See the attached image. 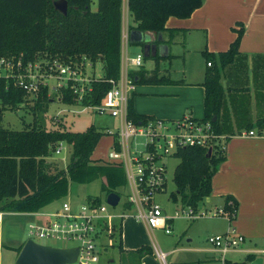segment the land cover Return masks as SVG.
Listing matches in <instances>:
<instances>
[{"label": "trees", "instance_id": "16d2710c", "mask_svg": "<svg viewBox=\"0 0 264 264\" xmlns=\"http://www.w3.org/2000/svg\"><path fill=\"white\" fill-rule=\"evenodd\" d=\"M122 2L123 0H98L97 9H92V0H68V12L55 5V0H0V58L21 61L22 67L37 57L58 59L65 62L90 60L95 64L103 60L104 72L92 77L91 90L79 102L84 105L99 104L112 86L111 78H119L122 51ZM204 0H129V9L135 24L131 28L161 32L165 30L169 16L188 17L203 4ZM237 37L225 51L204 50L207 61L204 85L206 88L205 115L201 119L211 120L215 130L224 100L221 69L234 61L244 34V27L237 29ZM157 66L152 73L144 69L132 70L130 75L137 82H162L171 79L159 73ZM211 62V64H208ZM18 67V66H17ZM61 101L76 103L77 92L71 86L58 90ZM29 91L21 86L17 77L0 74V121L4 110L16 108L28 100ZM35 111L47 112L52 100L49 86L42 85L34 96ZM217 116V118H214ZM128 117L136 123L157 118L139 113L129 99ZM107 132L94 123L84 130H71L64 125L47 128L43 119L36 116L32 124L21 129L0 125V211H35L55 197L68 192L73 180H89L97 175L106 177L107 192L116 189L121 181H127L122 163L107 158H93V152L101 137ZM117 144V134H113ZM66 142L72 145L71 159L60 164L51 155ZM208 147L188 145L181 147L175 155L180 157L174 172L176 190L171 194L183 205L198 207L201 200L212 192V178L224 160L226 148L213 147L210 156ZM106 160V161H105ZM104 161V163H99ZM117 164V165H116ZM88 200L101 203L98 195ZM225 208L234 212L238 202L233 195L225 198ZM128 203V207H131ZM121 235V228H120ZM122 246V242L119 243ZM22 245L20 246V248ZM123 247V246H122ZM19 248V250H20ZM149 245L140 248L141 252ZM254 253L248 254L254 258Z\"/></svg>", "mask_w": 264, "mask_h": 264}, {"label": "crops", "instance_id": "0c3cea01", "mask_svg": "<svg viewBox=\"0 0 264 264\" xmlns=\"http://www.w3.org/2000/svg\"><path fill=\"white\" fill-rule=\"evenodd\" d=\"M134 24L129 0H123L122 51L126 50L130 56L143 52L142 43L129 39ZM241 26L244 34L239 53L221 69L225 92L217 127L226 135V156L213 175L212 192L198 205L200 210H214L225 206L227 195H233L238 209L233 220L221 215L224 222L203 230L207 246L198 248L201 254L193 264H250L253 258L248 259L249 253H254V258L264 256V0H204L188 17L171 15L166 21L167 28L161 31L162 41L156 39L158 32L150 31L153 42L164 43L162 54L157 51L149 56L151 66L148 68L146 61L140 67L130 65V70L144 69L152 73L158 64L156 56H159L160 75L171 79L140 86L136 83L133 104L137 112L166 120L186 114L202 118L207 68L203 51L227 50ZM251 130L255 133L251 134ZM103 141L108 149L114 142L113 134L101 137L93 158L107 157L109 149L101 151ZM130 205L127 208L132 211L134 206ZM128 217L131 219L126 236H123L124 219L120 235L127 253L126 264H167L157 254L156 249L161 247L148 237L147 231L155 228L134 216ZM199 218H190V227L196 229L200 225ZM231 227L245 236L237 247L223 252L208 241V233L225 232ZM144 245H149L150 249L141 252ZM175 249L167 251L168 255Z\"/></svg>", "mask_w": 264, "mask_h": 264}, {"label": "built area", "instance_id": "2783aa9c", "mask_svg": "<svg viewBox=\"0 0 264 264\" xmlns=\"http://www.w3.org/2000/svg\"><path fill=\"white\" fill-rule=\"evenodd\" d=\"M8 59V58H7ZM88 60V59H87ZM87 60L65 62L58 59L47 61L41 59L36 63L29 61L21 71L22 63L17 64L12 59L13 66L18 70L17 81L29 92H37L42 85L49 86V79L42 78L46 72L56 74L58 78L54 89L59 90L62 86H71L77 92L78 98L83 99L85 94L91 90V80L81 79L80 66L86 65ZM6 62L5 57L0 58V65ZM90 64L91 61L89 60ZM144 62V53L139 52L130 56L126 50L122 51L121 70L119 78H111L112 86L106 91L101 102L93 106L101 112L108 111L111 115L120 118V129L109 133L117 134L115 141L107 153L109 161H118L123 164L126 172L127 183L130 188L129 202L134 206L131 213L116 212L108 210V203H94L87 199V202L80 208L75 209L70 201H64L62 208L53 212L34 213L40 216L36 222L31 223V232L36 228L40 236L69 237L78 240L79 254L76 261L67 264H101V252L99 245L101 232L107 228V232L113 231L116 223L122 225V221L129 215L137 220L144 221L152 228H163L171 232V220L174 216L184 213L189 218H196L204 215H224L229 219L234 212L227 210L225 206L214 210H200L192 205H183L176 209L173 215L164 214L161 203L156 201V195L163 190L167 182V156L175 155L184 146L201 145L206 147L226 148V135L218 133L211 120H204L186 114L183 117L166 120L152 118L144 123H136L128 117L129 99L132 96L136 82L130 75V65L140 67ZM211 64V62H208ZM18 66V67H17ZM40 68L36 74L31 71ZM0 74H2L0 72ZM60 99V97H59ZM254 134V130L250 131ZM139 136L145 137L143 149H132V144ZM62 142L56 153L62 152ZM3 212L0 211V221ZM52 216H64L67 221L61 222ZM52 217V218H51ZM120 218V221L115 219ZM113 233V232H111ZM244 235L236 231L234 227L221 233L210 234L208 241L214 246L226 252L237 247L243 240ZM157 254L167 262L168 252L157 248Z\"/></svg>", "mask_w": 264, "mask_h": 264}, {"label": "rangeland", "instance_id": "374dc122", "mask_svg": "<svg viewBox=\"0 0 264 264\" xmlns=\"http://www.w3.org/2000/svg\"><path fill=\"white\" fill-rule=\"evenodd\" d=\"M91 6L92 9H97L98 0H92ZM131 44L134 45V43ZM43 55L45 56L46 62L51 61L49 57L45 54ZM135 55L136 54H134V56ZM5 59L6 62L0 65V72L6 76L13 75L17 77V68L15 65L13 66V62H9L6 57ZM41 59H44V57H37L33 62L41 63L39 62ZM144 61H146L147 68L151 66V62L148 57L145 56ZM87 62L88 63H86L85 66L81 65L79 70V73H81V79L85 80V82H87L90 77L100 76L104 72L103 60L99 59L95 64H90L89 60H87ZM39 70L40 68L37 67L35 70L31 71V74H36ZM43 72L46 73V76L42 78H47L46 80L49 79V94L52 98L47 112L41 113L38 110L35 111L34 105L36 100L34 96L36 93L34 91L29 92L28 100L25 103L19 104L16 108H8L4 110L0 125L8 128L21 129L27 124H32L36 116H40L41 114L43 125L47 128L60 127L64 125L66 128L71 130H84L90 124L94 123L99 128L105 130L108 133V136H112V133L109 132L118 131L120 129V118L111 115L108 111L101 112L96 110L93 106L81 104L79 102L80 98H78L79 100L76 103H65L61 101V99H59L60 94L58 90L53 88V86L56 85L55 83L58 82L56 79L58 77L56 74L47 73L46 68L43 69ZM146 83L147 82H137L138 86ZM144 141L145 137L139 136L134 140L132 149H143ZM103 144L104 145L102 146L101 151H103L104 148L106 149L104 141ZM110 147L111 145L108 149ZM72 151V145L64 142L62 152H53L51 158L64 165L70 161ZM165 161L167 162V182L163 190L156 195V201L161 203L164 214L173 215L176 209H181L183 207L180 199L174 200L171 197L172 192L176 190L174 172L177 164L180 162V157L177 155L167 156ZM99 163H104V161ZM108 163L115 165L113 161ZM121 166L125 170L123 164H121ZM106 182V177L104 175H97L89 180H73L71 181L66 194L55 197L43 205L40 209L35 211L53 212L59 210L62 208L63 202L67 200L72 203L75 209H77L85 204L90 196L95 195L100 196L102 201L108 203V192L105 189ZM116 189L119 191L121 199L116 205L108 203V210L131 213L132 211L127 208L128 203H130V188L127 181H121ZM35 211H2L3 215L2 220L0 221V264H18L17 257L22 248H20V246L25 243L28 238H34L35 240L45 244L61 246H74L79 243L75 238L40 236L36 233V228H34V231L31 232V223L36 222V220L40 218V216H37V214L34 213ZM222 216L226 217L224 215ZM222 216L209 214L200 216L201 218L197 220L200 225L195 229V227H190L191 225H189L191 219L184 213H181L180 215L174 216L173 222L171 223V233H166V231L161 228H155L147 231V234L149 239H152L153 242H157V246H160L161 249L165 251L176 248L173 253L167 256V264H193V260L201 254V250L198 248L207 246L204 234H202L203 230L209 225H217L224 222L225 219ZM52 217L59 219L61 222L67 221V218L64 216ZM129 219H131V217L124 218V237L126 236L127 226L130 222ZM117 220L120 221V218L115 219V221ZM120 228L121 225L116 223L113 231L107 232V228H104L101 232L100 240L103 243V245H99L101 252V264H126L127 253L119 244L121 242ZM216 233L221 232H212L208 233V235ZM190 238H193V240H190ZM111 258H113L112 261ZM74 264L79 263L76 262Z\"/></svg>", "mask_w": 264, "mask_h": 264}, {"label": "water", "instance_id": "95a60500", "mask_svg": "<svg viewBox=\"0 0 264 264\" xmlns=\"http://www.w3.org/2000/svg\"><path fill=\"white\" fill-rule=\"evenodd\" d=\"M56 7L64 13L68 12V0H55ZM152 30L131 28L129 39L132 42L142 43L144 56L149 57L165 47L164 43L157 44L154 41ZM162 32H158L157 40L162 41ZM159 49V50H158ZM216 117V116H215ZM214 117V118H215ZM212 153L209 147L207 155ZM121 195L116 191L107 194V201L112 205L118 204ZM79 254V246H61L41 243L34 238H28L23 244L18 257V264H67L76 261ZM250 264H264V256L258 255L250 261Z\"/></svg>", "mask_w": 264, "mask_h": 264}]
</instances>
